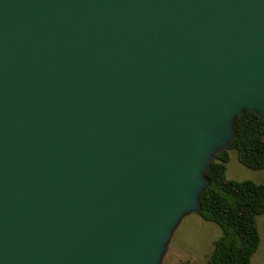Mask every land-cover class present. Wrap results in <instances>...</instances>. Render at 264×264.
Listing matches in <instances>:
<instances>
[{
	"label": "water",
	"instance_id": "1",
	"mask_svg": "<svg viewBox=\"0 0 264 264\" xmlns=\"http://www.w3.org/2000/svg\"><path fill=\"white\" fill-rule=\"evenodd\" d=\"M247 110L264 0H0V264H162Z\"/></svg>",
	"mask_w": 264,
	"mask_h": 264
},
{
	"label": "trees",
	"instance_id": "2",
	"mask_svg": "<svg viewBox=\"0 0 264 264\" xmlns=\"http://www.w3.org/2000/svg\"><path fill=\"white\" fill-rule=\"evenodd\" d=\"M237 135L229 148L216 154L207 173L210 186L202 196L205 220L222 228L206 264H251L262 242L258 217L264 214V181L227 176L229 150L253 169H264V118L247 110L237 117Z\"/></svg>",
	"mask_w": 264,
	"mask_h": 264
},
{
	"label": "rangeland",
	"instance_id": "3",
	"mask_svg": "<svg viewBox=\"0 0 264 264\" xmlns=\"http://www.w3.org/2000/svg\"><path fill=\"white\" fill-rule=\"evenodd\" d=\"M227 176L231 179L264 181V169H253L239 161L236 149L229 150ZM262 242L251 264H264V214L258 217ZM220 225L199 213L187 215L177 228L162 264H206L215 241L222 235Z\"/></svg>",
	"mask_w": 264,
	"mask_h": 264
}]
</instances>
